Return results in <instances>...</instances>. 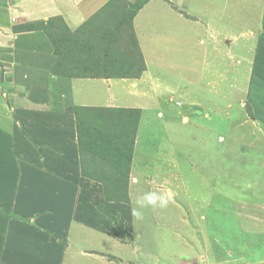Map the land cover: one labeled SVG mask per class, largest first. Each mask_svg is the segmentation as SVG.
Segmentation results:
<instances>
[{
	"label": "rangeland",
	"instance_id": "rangeland-1",
	"mask_svg": "<svg viewBox=\"0 0 264 264\" xmlns=\"http://www.w3.org/2000/svg\"><path fill=\"white\" fill-rule=\"evenodd\" d=\"M27 8L0 1L15 32L59 51L54 73L112 81L94 84L85 108L137 128L129 177H98L111 206L125 205L101 210L120 248L85 263L264 264V0H110L74 29L54 2ZM147 193L167 207L137 220Z\"/></svg>",
	"mask_w": 264,
	"mask_h": 264
},
{
	"label": "crops",
	"instance_id": "crops-1",
	"mask_svg": "<svg viewBox=\"0 0 264 264\" xmlns=\"http://www.w3.org/2000/svg\"><path fill=\"white\" fill-rule=\"evenodd\" d=\"M66 1L21 3L30 4L32 10L25 11L33 14L35 7L54 2L56 15L74 29L110 0ZM8 14L0 10V261H97L101 253L120 248L110 237V221L101 210L115 215L125 205L111 206L103 185L82 176L72 109L96 102L87 95L94 84L102 82L110 90L114 84L54 73L58 56L48 40L38 32H15ZM262 72L256 75L257 82L264 78Z\"/></svg>",
	"mask_w": 264,
	"mask_h": 264
},
{
	"label": "trees",
	"instance_id": "trees-1",
	"mask_svg": "<svg viewBox=\"0 0 264 264\" xmlns=\"http://www.w3.org/2000/svg\"><path fill=\"white\" fill-rule=\"evenodd\" d=\"M53 44L55 45V43ZM55 53L59 56V51L57 53L56 50ZM58 75L69 76L63 72H58ZM89 110L90 109L85 107H77L74 109L77 120L82 173L84 176H87V178H94L99 181H103L98 178L101 172H103L104 175H113L115 180H119L116 175L120 174V172L125 173V176L128 178L129 171L124 168H127L133 156V142L136 138L137 128L135 126H130L131 130L125 128L128 130V134H125L123 130L126 124L123 123L122 119H115L111 121L112 123L107 124V122L104 121L105 119L96 118L97 116L95 113H97V111L95 109H92V111ZM78 111H80V114L85 115L78 116ZM135 121L134 118L132 125H134ZM85 122H88V125H86ZM124 139L126 140V146L118 150V153H112V149L114 148L116 151V145L121 143ZM127 140L129 141L128 143ZM114 154L117 156L116 164ZM112 162L114 165L110 167ZM92 171H94V174ZM103 184L106 198L108 197L107 200L117 201L113 196H110L109 186H111V182L108 184L103 181Z\"/></svg>",
	"mask_w": 264,
	"mask_h": 264
},
{
	"label": "clouds",
	"instance_id": "clouds-1",
	"mask_svg": "<svg viewBox=\"0 0 264 264\" xmlns=\"http://www.w3.org/2000/svg\"><path fill=\"white\" fill-rule=\"evenodd\" d=\"M138 208H134L132 210V215L137 220L142 219V212L139 209L146 208V207H160L165 208L168 204V199L163 195H158L156 193H147L143 197L139 198L138 201Z\"/></svg>",
	"mask_w": 264,
	"mask_h": 264
}]
</instances>
